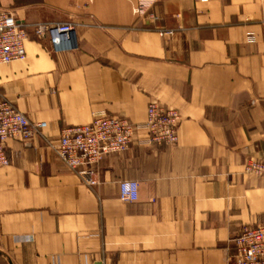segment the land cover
Wrapping results in <instances>:
<instances>
[{
	"label": "crops",
	"instance_id": "crops-1",
	"mask_svg": "<svg viewBox=\"0 0 264 264\" xmlns=\"http://www.w3.org/2000/svg\"><path fill=\"white\" fill-rule=\"evenodd\" d=\"M0 0L28 31L70 25L76 48L26 43L0 65V100L63 129L105 113L135 125L149 103L180 116L178 141L133 145L96 166L87 188L40 139L5 145L0 168L3 264H225L231 239L264 226V0ZM171 32L172 35H161ZM138 183L122 202L119 183Z\"/></svg>",
	"mask_w": 264,
	"mask_h": 264
},
{
	"label": "built area",
	"instance_id": "built-area-1",
	"mask_svg": "<svg viewBox=\"0 0 264 264\" xmlns=\"http://www.w3.org/2000/svg\"><path fill=\"white\" fill-rule=\"evenodd\" d=\"M152 0H137L134 15L151 20L148 14ZM172 35L171 32L161 35ZM32 37L47 39L54 53L72 51L76 37L70 25H36L31 31L19 25L10 12L0 11V65L23 62L26 59L25 45ZM180 116L177 111L165 110L156 102L148 104L146 119L142 125L105 113L93 115L90 123L63 129L57 140L46 137V123L30 120L6 100H0V168L8 165L5 145L9 141L28 143L40 139L84 185L91 189L100 184L96 166L110 154L127 151L135 141V134L143 128L149 145L172 146L178 141ZM245 176L261 177L264 164L248 161L242 170ZM119 198L122 202H136L138 183H119ZM232 251L225 264H264V226L244 227L231 239ZM111 264V263H103Z\"/></svg>",
	"mask_w": 264,
	"mask_h": 264
},
{
	"label": "trees",
	"instance_id": "trees-1",
	"mask_svg": "<svg viewBox=\"0 0 264 264\" xmlns=\"http://www.w3.org/2000/svg\"><path fill=\"white\" fill-rule=\"evenodd\" d=\"M0 261H1V258H0ZM1 263H3V262H1Z\"/></svg>",
	"mask_w": 264,
	"mask_h": 264
},
{
	"label": "rangeland",
	"instance_id": "rangeland-1",
	"mask_svg": "<svg viewBox=\"0 0 264 264\" xmlns=\"http://www.w3.org/2000/svg\"><path fill=\"white\" fill-rule=\"evenodd\" d=\"M0 264H3V263L0 262Z\"/></svg>",
	"mask_w": 264,
	"mask_h": 264
},
{
	"label": "water",
	"instance_id": "water-1",
	"mask_svg": "<svg viewBox=\"0 0 264 264\" xmlns=\"http://www.w3.org/2000/svg\"><path fill=\"white\" fill-rule=\"evenodd\" d=\"M11 264V263H10Z\"/></svg>",
	"mask_w": 264,
	"mask_h": 264
}]
</instances>
